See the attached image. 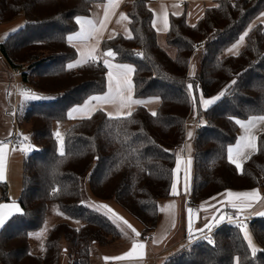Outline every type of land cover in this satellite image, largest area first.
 I'll return each instance as SVG.
<instances>
[{
  "label": "trees",
  "instance_id": "1",
  "mask_svg": "<svg viewBox=\"0 0 264 264\" xmlns=\"http://www.w3.org/2000/svg\"><path fill=\"white\" fill-rule=\"evenodd\" d=\"M105 1L0 0V21L22 13L25 17L23 27L0 43L1 55L18 71L24 86L54 94L50 100L30 101L24 112L39 147L24 159L20 212L0 228V264H60L64 250L70 264H91L92 243L108 247L121 237L107 215L80 203L81 181L87 174L96 197L115 199L142 221V237L147 240L161 220L160 202L172 196L192 115L204 120L194 140L193 203L228 190L264 191V129L256 151L241 169L228 158L240 128L235 121L264 117V24L248 31L237 54H226L264 10V0H215L194 24L188 22L187 11L171 14L166 42L176 49L174 55L159 44L150 0H127L124 9L132 37L106 38L102 50H112L116 60L133 64L136 98L159 97V104L155 111L138 105L130 115L110 116L99 109L76 118L65 130L60 154L54 124L67 120L71 107L107 88L103 60L67 68L78 54L67 39L78 28L76 17L88 15L95 4ZM137 49H143L141 56ZM195 56L200 66L191 73ZM190 83L192 90L187 88ZM222 91L225 95L204 109L201 97L210 99ZM9 200L8 184L0 181V202ZM51 202L83 225L55 224L44 253L36 254L30 235L43 227ZM247 228L259 246L255 255L238 226L225 222L211 239L199 238L161 264H264V216L253 218Z\"/></svg>",
  "mask_w": 264,
  "mask_h": 264
},
{
  "label": "crops",
  "instance_id": "2",
  "mask_svg": "<svg viewBox=\"0 0 264 264\" xmlns=\"http://www.w3.org/2000/svg\"><path fill=\"white\" fill-rule=\"evenodd\" d=\"M127 0H107L103 3H97L92 7L91 12L88 15L80 16L82 20L78 23V28L72 32L70 35H74L75 33H82L79 37H74L71 43L77 49V57L73 60L72 64L75 67L86 63L85 61H90L91 57H96V60H109V62L115 66L120 64H130L127 62H121L115 59V56L108 57L106 55V51L102 50V42L106 38L110 36H116L118 34H122L125 37H132V30L130 28V17L128 16L126 10L124 9V4ZM215 4V0H150L149 6L154 12V27L158 32V41L160 36L166 39V34L169 29V20L170 15H179L184 11H187L188 22L191 24L196 23L204 14L205 8ZM107 12V19L105 14ZM264 10L258 14L254 20L249 24L251 28L258 23L264 24ZM104 22L102 25L101 22ZM167 22V23H166ZM248 28V27H247ZM250 28V29H251ZM249 29V30H250ZM246 31V30H245ZM244 31V32H245ZM248 33V32H247ZM246 37V36H245ZM239 40V39H238ZM237 40V41H238ZM233 43L230 47L226 49L227 55L237 54L239 50H241L245 44V42H241L232 52H229L228 49L232 48ZM159 44L163 47V45ZM176 53V49L173 50V55ZM9 67V66H8ZM134 67V66H133ZM107 88L103 93L94 94L89 96L83 103L75 105L71 107L68 113L76 106H81L82 110L73 112L71 116L68 115L69 118H83L92 115L95 111L102 109L106 111L110 116H121L127 115L129 112L131 113L135 107L138 105H146L151 111H155L158 104L159 99L156 97L153 98H136L134 95V86L132 82V89L129 93L125 90L122 94L124 96H131L132 103L130 104H122L119 97H117L113 101L105 102L101 101H92L91 103H87L89 98L92 96H103L106 93L112 92L113 95H116L117 90V69L113 67L109 69L107 67ZM112 71L113 76L111 80L108 78V72ZM133 77V74H132ZM0 84L8 85L7 81H0ZM135 101H141V103H135ZM1 148V147H0ZM7 148H3L4 152H6ZM190 159H186L185 157L179 160L180 168L179 171H176L174 176V182L177 185V192L180 194L183 193L184 188L188 194H191L192 182L191 175L192 173V164H189ZM5 176V175H3ZM256 190L258 192V196L255 198V202L251 205V207H247L241 204V200L243 199H251V198H243V197H229L227 193L230 191L232 193H246L252 192ZM215 198V199H213ZM218 198H221L216 205L209 209V214H206L203 210V206H199L197 208L198 216L197 219L191 223V237L189 234V220L190 215L186 213V206H183V222H184V231L186 236V242H182L180 238L178 243H176L174 250H167L165 247V243L172 235L177 226L178 216L180 215L181 209L179 206V200L177 195H172L171 197L164 199L161 209H162V217L157 226V228L151 233V240H146L142 237V229L141 232V240L132 239L128 240L125 238L117 239L113 244L107 247L108 250H105L103 255V263L109 264H160L161 260L166 259L171 254L179 251L180 249L186 247L187 245L193 243L194 241L202 238L203 235L210 236L212 232L220 225L226 222L223 221L218 224L216 227L212 228L210 232L202 234L198 232L199 229H203L205 223H215L216 220L219 219L221 215L225 216L226 212L230 209H242L247 216L252 219L255 217L264 216V191L263 189L254 188L249 190H228L223 193L214 195L213 197L203 201L200 205H208L211 201H214ZM190 199V198H189ZM232 203L237 204V208H232ZM0 204H7L11 206L8 201L0 202ZM19 208V204L17 205ZM0 213L8 214V213H17L14 208H5L0 209ZM10 217V216H9ZM207 218V220L204 219ZM205 220V222H204ZM1 228V227H0ZM138 232V233H139ZM123 237V236H122ZM140 244H143L144 247H139ZM183 244V245H182ZM135 246V247H134ZM177 246H180L177 249ZM165 247V249H164ZM130 255H126L129 254ZM115 258V257H123L122 259H105V258Z\"/></svg>",
  "mask_w": 264,
  "mask_h": 264
},
{
  "label": "rangeland",
  "instance_id": "3",
  "mask_svg": "<svg viewBox=\"0 0 264 264\" xmlns=\"http://www.w3.org/2000/svg\"><path fill=\"white\" fill-rule=\"evenodd\" d=\"M25 24L24 14L16 16L10 21L2 22L0 21V43L11 33L13 29H20L21 25ZM251 26L249 25L246 29V32L249 31ZM15 32V31H14ZM244 33L242 35H244ZM241 35V36H242ZM160 43L163 47L173 55L174 47L167 44L166 39L160 36ZM245 42V37L243 43ZM240 51V50H239ZM238 53V52H237ZM100 60V59H99ZM73 61L69 62L72 63ZM200 66V59L198 56H195L192 59L191 73H195ZM0 81H7L9 84L4 85L0 84V181L7 182L9 197L10 200L8 203L18 205V199L23 190V174H24V159L25 157L32 152L34 149L38 148V144L32 134L31 124L24 119V112L30 101L35 100H50L54 98L52 92L29 88L24 86L19 79L18 71L8 67L5 59L0 53ZM16 81L17 84L14 85L13 82ZM39 96L44 97L43 99H27V97ZM263 117L262 115L250 116L246 119H241L240 128L238 131L237 140L231 144L229 147L232 148L231 155L233 158L241 165L246 159H248L257 149V138L260 132L264 129V120L259 118ZM255 119L254 123L251 121ZM74 118H68L65 121H58L54 124V132H60L61 137L64 141V133L67 127L74 121ZM204 120H198L194 115L188 118L187 120V137L185 145V160L190 159L191 164L193 163L194 157V140L195 133L199 126L203 124ZM191 132L192 136L189 137L188 133ZM27 137V139H25ZM249 138L255 143L256 147L250 148L247 147ZM58 141V151L60 149V141ZM3 148H7L4 152ZM64 151V143H63ZM60 152V151H59ZM5 175V176H3ZM89 174L82 178V192L80 203L85 204L100 213L107 215L114 223L118 225L120 231L122 232L120 238H125L128 240L138 239L141 240L140 229L143 228L142 221L131 214L126 210L119 202L115 199H101L96 197L89 187ZM193 181V175H191V182ZM179 200V206L181 209L180 215L178 216L177 226L175 227L174 232L165 243L167 250H174L175 244L178 243L179 239H182V242H186V236L184 231V222H183V206H186V213L190 215L191 223L197 219L198 213L197 208L203 206L204 212L209 214L208 210L213 208L216 203L221 199L218 198L214 201H211L208 205L192 204L191 206L187 205L191 194L186 192L184 188L183 193L177 194ZM164 200L160 202L161 206ZM264 204V203H261ZM107 205L112 211L108 212L107 208L101 206ZM11 208V207H9ZM188 209H192V212L189 213ZM122 217V219H117ZM205 220L207 218L204 217ZM204 220V222H205ZM127 221V223H124ZM59 222H67L72 226L81 227L83 222L79 219L72 218L66 215L61 211L55 202L49 204L47 216L43 227L37 231H33L30 235L31 251L40 254L45 251V241L46 238L52 229V227ZM129 225L131 227H129ZM135 230V231H133ZM139 232V236L136 233ZM249 232V229H248ZM249 235L251 236L250 232ZM123 236V237H122ZM252 238V246L256 248V252L259 249L258 244ZM66 241L62 239V245H66ZM182 244V245H183ZM164 247V249H165ZM180 246H177L179 249ZM252 250V247H250ZM65 249V247H64ZM105 250H108L107 247L99 246L97 243L91 244V264H102L103 255ZM69 253L64 250L61 254L60 264H70L69 262ZM165 260V258H164ZM163 260V261H164ZM162 260L158 263H162Z\"/></svg>",
  "mask_w": 264,
  "mask_h": 264
},
{
  "label": "snow or ice",
  "instance_id": "4",
  "mask_svg": "<svg viewBox=\"0 0 264 264\" xmlns=\"http://www.w3.org/2000/svg\"><path fill=\"white\" fill-rule=\"evenodd\" d=\"M262 15H264V13H262ZM105 17H106V19H107V12H106V14H105ZM81 20H82L81 17H76V21H77L78 23H79ZM166 23H167V22H166ZM101 24L103 25L104 22L102 21ZM19 27H23V25H21V26H19ZM193 27H195V25H193ZM12 31L14 32V31H16V29H13ZM81 35H82V33H75L74 35H69V36L67 37V39H68L69 42H71V41L74 39V37H79V36H81ZM246 35H247V32L244 33V35L240 36V38H239V40L237 41V43L234 44L232 48L228 49V51H229V52H232L233 49H235V48H236L241 42H243L244 37H245ZM114 38H115V37L110 36L108 39L111 40V39H114ZM106 55H107L108 57H112V56L114 55V53H113L112 50H108L107 53H106ZM91 60H92L93 62H95L96 57H94V56L91 57ZM85 62H87V61H85ZM103 63H104L109 69H112L113 67H115V68L118 70V71H117V79H116V84H117L116 95H113L112 92H109V93H106V94L103 95V96H92V97L89 98V101H87L86 104H87V103H91L92 101H101V100H103V101H105V102H109V101H113V100H115L117 97H119V99H120V101H121L122 104H130V103H132L133 101H132V99H131V96H130V95H128V96H124L122 93H123L125 90H127L129 93L131 92V89H132V74L136 71V69H135L132 65H130V64H120V65H115V66H113V65L109 62V60H107V59H105V60L103 61ZM73 67H75V65L72 64V63H69V64L67 65V68H68V69H71V68H73ZM112 76H113L112 71H109V72H108V78H109V80H111ZM231 83H232V85H235V84L237 83V81H236V80H233ZM187 88H188L189 90H192V89H193V84H191V83L188 84V85H187ZM224 95H225V92L222 91V92L219 93L217 96L212 97V98H210V99H203V98L201 97V100H202V104H203L204 109H207V108H209L210 106L214 105V104H215L218 100H220L221 97H223ZM43 98H44V97H39V96H31V97H27V99H43ZM158 98H159V97H157V99H158ZM193 99L195 100V96L193 97ZM135 103H141V101H135ZM81 110H82L81 106H76V107H74V108L68 113V115L71 116L73 112H77V111H81ZM130 114H131V113L129 112V115H130ZM152 115H155V113H152ZM255 119H256V118H253V120L251 121V123H254V122H255ZM259 119L264 120V117H261V118H259ZM235 122H236L237 124H242V122H241L240 120H236ZM55 136H56L57 140L60 141V149H59V151H60V154L63 155V143H64V141H63V139H62V137H61L60 132L57 131V132L55 133ZM188 136L191 137V136H192V133L189 132V133H188ZM25 139H27V137H25ZM247 147H250V148H253V149L256 147L255 143L252 141L251 138H249V141H248ZM228 152H229V157H228L229 160H230L233 164H235V166L239 169V168L241 167V165H240L239 163H237V161H236V160L233 158V156L231 155V153H232V148H231V147H229ZM0 160H2V158H0ZM190 163H191V161L189 160V164H190ZM179 168H180V163H179V161H177L176 171H179ZM56 192H57V190L54 189V190H53V194H55ZM171 194H172V195H177V194H179V193L177 192V185H176L175 183H173L172 186H171ZM227 195H228L229 197L235 196V197L251 198V199H243V200H241V204H243V205H245V206H247V207H251V205L255 202V198L258 196V192H257L256 190H253L252 192H246V193H232V192L229 191V192L227 193ZM213 199H215V198H213ZM9 207L16 209V212H17V213L20 212V208H19L17 205H15V204H12L11 206H9V205H7V204H0V209H5V208H9ZM101 207H103V208H107V209H108V212H111V211H112L110 208H108L107 205H103V206H101ZM231 207H232V208H237V204H236V203H232ZM241 211H242V209H241ZM188 212L191 213V212H192V209H188ZM11 215H14V213H8V214L0 213V227H3V226L5 225L6 220H7V219L9 218V216H11ZM117 219H122V217H118ZM225 220H227L228 222L235 223V224L238 226V228L243 232L244 239L247 240L249 246L252 247V254L255 255V254H256V248L252 246V238H251V236L249 235L247 225L243 222V220H241V219H239V218L234 219L233 216H227V217H225V216L221 215V216L219 217V219L215 221V223H211V222H209V223H205L204 228H203V229H199L198 232H200V233H202V234L206 233V231H207V232H210V231L212 230V228L216 227L218 224H220L221 222H223V221H225ZM124 223H127V221H124ZM189 224H190V227H189V234H190V237H191V219L189 220ZM129 227H131V226L129 225ZM133 231H135V230H133ZM136 235L139 236L140 234H139V233H136ZM203 238H204V239H208L209 237L205 234V235H203ZM134 247H135V246H134ZM139 247L143 248L144 245H143V244H140ZM126 255H130V253H129V254H126ZM122 258H123V257H115V258H107V257H106L105 259H106V260H107V259H117V260H118V259H122Z\"/></svg>",
  "mask_w": 264,
  "mask_h": 264
},
{
  "label": "built area",
  "instance_id": "5",
  "mask_svg": "<svg viewBox=\"0 0 264 264\" xmlns=\"http://www.w3.org/2000/svg\"><path fill=\"white\" fill-rule=\"evenodd\" d=\"M201 46H202V45L200 44V47H201ZM136 52H137V55H138V56H141V55L143 54V53H142V52H143V49H137ZM13 84L16 85L17 82L14 81ZM192 204H193V201H192V199L190 198V199L188 200V202H187V205H188V206H191ZM227 216H233L234 219L239 218V219L243 220V222H244L247 226L249 225V223H250L251 220H252V218L249 217V216H247L246 213H245L243 210L241 211V209H230V210H228V211L226 212V214H225V217H227ZM226 222H228V221L226 220ZM208 237H209L208 239H211V235L208 236ZM151 238H152V235H149V236H148V240H151ZM105 264H109V263H105Z\"/></svg>",
  "mask_w": 264,
  "mask_h": 264
}]
</instances>
